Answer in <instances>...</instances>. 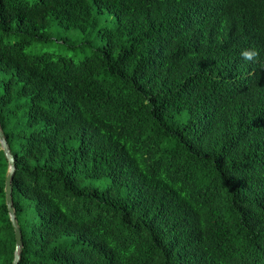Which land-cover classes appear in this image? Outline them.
<instances>
[{
	"label": "trees",
	"instance_id": "1",
	"mask_svg": "<svg viewBox=\"0 0 264 264\" xmlns=\"http://www.w3.org/2000/svg\"><path fill=\"white\" fill-rule=\"evenodd\" d=\"M0 128L18 264H264V0H0Z\"/></svg>",
	"mask_w": 264,
	"mask_h": 264
},
{
	"label": "rangeland",
	"instance_id": "2",
	"mask_svg": "<svg viewBox=\"0 0 264 264\" xmlns=\"http://www.w3.org/2000/svg\"><path fill=\"white\" fill-rule=\"evenodd\" d=\"M51 33L53 39L52 42L37 45V47H29L27 49V52L39 54L43 51H48L57 53L59 51H63V48L65 46L63 40L67 41L68 45H81L83 42L81 33L76 30H59L56 26H53L51 29ZM102 44V42L96 40L94 46H101ZM89 51L90 49L86 47L84 51H77L76 53L78 55V58H82L85 54H88ZM67 53L69 54L70 52Z\"/></svg>",
	"mask_w": 264,
	"mask_h": 264
},
{
	"label": "water",
	"instance_id": "3",
	"mask_svg": "<svg viewBox=\"0 0 264 264\" xmlns=\"http://www.w3.org/2000/svg\"><path fill=\"white\" fill-rule=\"evenodd\" d=\"M0 145H1V149L3 150L5 157L8 161V173H7L6 179H5L4 191H5V200H6V205L8 208L9 218H10V221H11L12 226L14 228L15 239H16L14 259L12 261V264H18L19 249L21 247V234H20V230H19L16 218H15L14 209L12 207V196H11V194H12L11 179H12V176L14 173L15 165H14L13 156L11 155V153L9 151V147L5 141L4 134L1 130V128H0Z\"/></svg>",
	"mask_w": 264,
	"mask_h": 264
},
{
	"label": "clouds",
	"instance_id": "4",
	"mask_svg": "<svg viewBox=\"0 0 264 264\" xmlns=\"http://www.w3.org/2000/svg\"><path fill=\"white\" fill-rule=\"evenodd\" d=\"M240 56L243 60L249 62H256L259 56V51L255 48L242 49L240 52Z\"/></svg>",
	"mask_w": 264,
	"mask_h": 264
}]
</instances>
